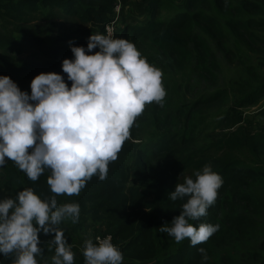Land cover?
Wrapping results in <instances>:
<instances>
[{
  "label": "trees",
  "instance_id": "1",
  "mask_svg": "<svg viewBox=\"0 0 264 264\" xmlns=\"http://www.w3.org/2000/svg\"><path fill=\"white\" fill-rule=\"evenodd\" d=\"M128 2L0 0L2 25L45 20L51 23L47 29L49 38L53 30L58 33L43 39L34 32V23L30 31H25L27 35L0 31V75H7L25 92H30V80L42 72L59 73L70 86L60 67L64 58H72L69 44L86 47L91 34H103L106 24L116 15V6ZM144 13L147 20L142 24L119 19L115 38L132 43L149 64L162 71L178 70L184 65L188 68L189 80L177 84L176 89L171 85L176 93L183 91L175 102L182 108L176 117L164 116L167 102L151 103L150 113L143 109L136 117L117 159L108 165L105 180L93 176L79 195L56 196L57 206L70 202L79 205L77 223L64 219L57 226L69 229L64 238L74 254L73 264H84L73 235L88 224L93 239L97 235L112 237L122 253V264H208L197 248H204L207 255L223 240L244 235L253 228L247 211L254 212L259 207L253 190L264 181V167L257 163L258 152L264 150V123L256 126L258 129L252 128L241 110L264 100V84L234 96L240 76L231 63L240 60L243 50L251 53L262 37L264 40V4L259 0H148ZM60 20L61 24L55 26ZM66 26L68 29L61 31ZM23 51L39 55V63H23L24 59L17 57ZM220 60L228 65L222 67ZM247 72L248 79H256L255 70L247 67ZM192 87L201 89L191 90L192 96L186 97ZM227 95L230 96L225 100ZM224 103L229 106L228 112H213ZM259 115L264 117V109ZM169 120L180 126L169 132L165 126ZM245 158L249 163L244 162ZM204 165L220 175L222 184L207 215L193 221V226L207 223L219 228L194 247L187 239L176 243L159 231L160 226L179 214L183 202L170 201L167 193L176 183H182L186 172L192 174ZM48 175L45 170L31 181L10 160L0 167L5 197L14 198L17 191L31 188L41 199H47L53 195L46 183ZM53 235L44 237L38 233L41 253L35 258L54 255V249L47 245ZM259 248L260 262L250 252L246 262L232 256L233 259L222 257L221 264H264V241ZM162 250L171 252L163 261ZM11 259L0 256L3 264H11Z\"/></svg>",
  "mask_w": 264,
  "mask_h": 264
},
{
  "label": "clouds",
  "instance_id": "2",
  "mask_svg": "<svg viewBox=\"0 0 264 264\" xmlns=\"http://www.w3.org/2000/svg\"><path fill=\"white\" fill-rule=\"evenodd\" d=\"M69 48L72 58H64L60 67L70 86L61 74L42 72L25 92L0 75V167L10 160L31 181L48 170L46 183L53 194L41 199L25 188L14 198H0V256H11V264H37L38 233H54L47 242L54 249L51 264H73L71 246L57 226L64 219L77 223L80 209L74 202L57 206L56 196L79 195L93 176L105 180L136 117L146 104H159L165 96L162 72L125 39L97 33L88 37L86 47L70 43ZM221 184L209 165L185 176L167 193L170 201H183L181 210L159 231L176 243L187 239L193 247L207 241L219 225L194 227L189 221L207 215ZM197 251L207 259L204 248ZM82 255L84 264L123 261L110 237L97 236L95 243L86 239Z\"/></svg>",
  "mask_w": 264,
  "mask_h": 264
},
{
  "label": "rangeland",
  "instance_id": "3",
  "mask_svg": "<svg viewBox=\"0 0 264 264\" xmlns=\"http://www.w3.org/2000/svg\"><path fill=\"white\" fill-rule=\"evenodd\" d=\"M147 0H129L128 4L125 6L120 5L119 6V18L121 20L125 19L126 23H136V24H142L147 20L144 13V6ZM264 4V0H259ZM176 6V5H175ZM34 24L35 27L34 32L40 36L43 39L49 38V32H48V25L51 23L45 22V20H39V22H30L28 24H21V23H14V24H8V25H2L0 23V31H4V33H7V31H10L12 34H20V35H27L25 31H30L29 26H32ZM57 26L58 24H61L60 21H56L55 23ZM70 28V27H69ZM68 29V26L63 28L61 31H66ZM73 32H77L75 28L72 29ZM54 32V30H53ZM58 34V33H53ZM60 34H63L60 32ZM51 35V37H52ZM50 37V38H51ZM49 38V39H50ZM62 44V43H59ZM18 58H22L23 63L26 64H32V63H39L40 56L32 54L31 51L22 52L21 55L17 56ZM222 67H225L227 62L221 61ZM232 66L237 67L238 72L236 70V73L239 74L240 80L237 84V91L235 92L234 96H242L250 91L252 87H257L259 85L264 84V40L262 37V42L258 44V47L254 48V51L251 53H246L244 50L242 51V56L240 60L237 59V61H234L231 63ZM250 67L252 70H255L256 80L255 78L251 77V79H248L249 73L247 72V67ZM162 72V78L161 83L163 86V89L165 91V96L163 97V101L165 100L167 102V107L164 112V116H171L176 117V112L182 108V106H175V102L177 99H179V95H183V91L177 92L174 90L176 89V85L180 84L182 82H187L189 80V70L184 65L178 70L174 69H166V71H162L161 68L159 69ZM174 86V89L172 86ZM244 88V90H243ZM196 89L195 87H192L186 94V97L192 96L191 90L198 91L200 90ZM227 95L225 100H227ZM162 101V102H163ZM231 102V101H229ZM177 107V108H176ZM229 107L226 105V103L222 104L221 106H216L213 109V112L216 114H225L228 112L226 109ZM151 109V103H148L144 107V111L146 113H150ZM264 109V100L260 101L256 106L249 107L242 109L243 116L245 118H248V120L251 122L252 128L258 129L256 126L264 123V117H261L259 115V112ZM239 112V111H238ZM170 132L173 128H176L179 125V123L173 124L170 123V120L167 125H165ZM257 159L259 160L258 165H261L264 167V150H261L257 154ZM245 163H249V160L247 158L244 159ZM253 164V163H252ZM250 165V164H249ZM185 176L191 177L192 174L189 172H186V174L181 177L182 182ZM5 190L6 186L4 184L2 176H0V198L5 197ZM253 195L255 198V201L259 205L258 210L254 212L247 211V215H249L253 228L249 231H247L242 236H235L233 238H230L228 240H223V243L219 246H213L208 250L207 254V260L208 264H213V262L217 264H221L223 259L222 257H228L232 258L235 257L240 262H246L247 257L250 255L249 253H254L256 255V258H258V262H260L261 258V251L259 248V245L262 241H264V181L260 183V185L255 186L253 190ZM191 224H193V221H189ZM64 232H68L69 229L63 230ZM44 237H47V235L43 234ZM77 247H79L80 250L83 248V243L86 239H93V236H91V228L90 224H88L85 229L78 232L77 234L73 235ZM162 258L161 261H163L166 257L171 255L170 251L162 250ZM82 253V252H80ZM232 254V255H231ZM53 255H41L39 258H36L37 264H51V257ZM240 262H237L239 264Z\"/></svg>",
  "mask_w": 264,
  "mask_h": 264
},
{
  "label": "built area",
  "instance_id": "4",
  "mask_svg": "<svg viewBox=\"0 0 264 264\" xmlns=\"http://www.w3.org/2000/svg\"><path fill=\"white\" fill-rule=\"evenodd\" d=\"M119 6H120V4H118V5L116 6V8H115V13H116L115 17H114L110 22H108V24H106V26L104 27V30H103V34L106 35V34L111 33V35L113 36V38H115V35H116V32H117V28H116V26H117V24L119 23V19H120V18H119V12H118V10H119ZM97 236H99L100 238L110 237V238H111V243L114 245L111 236H109V235H105V236L97 235ZM97 236H95V237H97ZM95 237H94V239H93V242H94V243H95ZM114 246H115V245H114Z\"/></svg>",
  "mask_w": 264,
  "mask_h": 264
},
{
  "label": "crops",
  "instance_id": "5",
  "mask_svg": "<svg viewBox=\"0 0 264 264\" xmlns=\"http://www.w3.org/2000/svg\"><path fill=\"white\" fill-rule=\"evenodd\" d=\"M147 1H148V0H147ZM147 1H146V2H147ZM145 17H146V16H145ZM123 21H126V20H125V19H123ZM145 21H146V20H145ZM143 23H144V22H143ZM133 24H136V23H133Z\"/></svg>",
  "mask_w": 264,
  "mask_h": 264
}]
</instances>
